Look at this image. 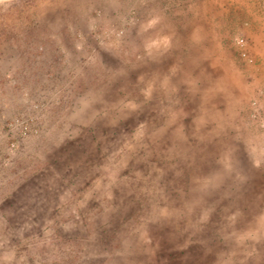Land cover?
<instances>
[{
  "label": "rangeland",
  "instance_id": "374dc122",
  "mask_svg": "<svg viewBox=\"0 0 264 264\" xmlns=\"http://www.w3.org/2000/svg\"><path fill=\"white\" fill-rule=\"evenodd\" d=\"M0 264H264V0H0Z\"/></svg>",
  "mask_w": 264,
  "mask_h": 264
}]
</instances>
